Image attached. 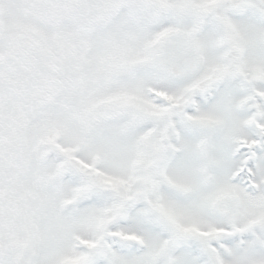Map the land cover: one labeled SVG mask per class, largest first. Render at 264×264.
<instances>
[{
	"label": "snow or ice",
	"instance_id": "snow-or-ice-1",
	"mask_svg": "<svg viewBox=\"0 0 264 264\" xmlns=\"http://www.w3.org/2000/svg\"><path fill=\"white\" fill-rule=\"evenodd\" d=\"M0 264H264V0H0Z\"/></svg>",
	"mask_w": 264,
	"mask_h": 264
}]
</instances>
